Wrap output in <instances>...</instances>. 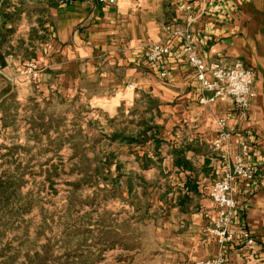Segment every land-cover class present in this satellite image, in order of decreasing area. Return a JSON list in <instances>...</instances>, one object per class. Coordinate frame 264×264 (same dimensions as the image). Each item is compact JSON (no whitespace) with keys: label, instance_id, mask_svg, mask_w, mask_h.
<instances>
[{"label":"crops","instance_id":"0c3cea01","mask_svg":"<svg viewBox=\"0 0 264 264\" xmlns=\"http://www.w3.org/2000/svg\"><path fill=\"white\" fill-rule=\"evenodd\" d=\"M29 3L30 11L18 4L0 9V163L37 157L39 148L54 146L70 156L69 135L54 117H68L71 100L108 99L111 119L84 131L77 146L85 150L78 156L87 163L108 159L113 181L119 178L123 188L125 212L133 213L131 198L137 196L145 205H137L136 214L151 217L135 221L131 215L129 221L130 228H152L144 240L149 248L119 255L117 239L102 235L107 229L116 235L119 221H81L84 240L95 237L93 252L82 254L79 264H194L221 253L225 264H264V0ZM184 28L206 61L240 60L254 69L247 109L224 99L198 103L193 70L175 55L182 40L169 35ZM157 42H170L171 52L152 62L148 53ZM29 61L40 71L35 80L16 74ZM218 121L230 133L227 160L245 144L244 163L255 172L251 181L232 185L236 239L225 245L203 231L214 214L208 197L214 171L222 165L221 153L212 149ZM120 222L128 226V220ZM101 247L110 249L104 260Z\"/></svg>","mask_w":264,"mask_h":264},{"label":"rangeland","instance_id":"374dc122","mask_svg":"<svg viewBox=\"0 0 264 264\" xmlns=\"http://www.w3.org/2000/svg\"><path fill=\"white\" fill-rule=\"evenodd\" d=\"M19 1L1 0L0 9H11L18 4L22 10L30 11L34 6L30 0ZM37 71L39 77L38 68ZM67 109L70 115L63 121L55 116L54 124L63 122L64 135H69L71 143L70 156L68 149L61 151L54 146L45 151L39 148L37 157L0 163V264H79L82 254L93 252L95 237L91 233L87 241L84 240L83 220L91 223L95 219H102L104 223L119 221L121 226L116 235L113 229L102 234L107 240L109 237L112 241L117 239L118 255L126 249L141 252L149 248L147 242L152 237V228L138 224L129 227L131 215L135 221L151 218L149 213L136 214L135 207L145 205L141 204L140 197L131 198L134 210L131 213L128 208L126 213V199L121 193L123 188L117 176H114L117 181H113L108 159L87 163L78 156L81 150H85L77 146L84 133L91 128L99 129L111 119L110 101L71 100ZM215 178L214 171L213 181ZM153 186L150 185L151 190ZM152 198L149 195L147 199L151 201ZM125 220H128V226L120 222ZM109 250L102 248L103 260L109 257ZM115 251L112 248V254Z\"/></svg>","mask_w":264,"mask_h":264},{"label":"built area","instance_id":"2783aa9c","mask_svg":"<svg viewBox=\"0 0 264 264\" xmlns=\"http://www.w3.org/2000/svg\"><path fill=\"white\" fill-rule=\"evenodd\" d=\"M97 1L100 4L113 5L117 0ZM181 8H186V5H181ZM169 35L179 37L182 40L181 49L175 55L184 58L187 65L193 70L194 80L199 91L197 101L200 105L213 103L217 99H224L229 100L238 110L244 111L248 108L254 97L252 89L255 77L254 69L240 60L231 63L206 61L199 55L196 38L191 35L188 28L173 29ZM170 52V42H157L151 45L148 59L154 62ZM18 73L31 80L38 76L36 64L32 62L20 66ZM0 74L5 76L2 68H0ZM8 80L12 81V79ZM217 128L216 136L212 141V148L221 153L222 165L215 170L216 178L209 191L214 214L203 231L217 244L225 245L236 239V233L231 228V217L236 207V201L231 194L232 185L236 180L251 181L255 172L253 168L244 163L243 156L247 149L245 144L241 145L239 153L229 161L227 160V142L230 133L224 128L222 121L217 122ZM239 235L246 244L251 245L253 243V239L245 230H240ZM194 264H225V258L221 253L215 257L197 260Z\"/></svg>","mask_w":264,"mask_h":264}]
</instances>
